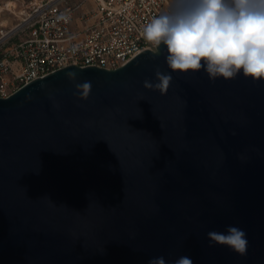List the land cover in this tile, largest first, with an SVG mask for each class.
<instances>
[{"label":"water","instance_id":"water-1","mask_svg":"<svg viewBox=\"0 0 264 264\" xmlns=\"http://www.w3.org/2000/svg\"><path fill=\"white\" fill-rule=\"evenodd\" d=\"M166 56L72 63L0 96V264H264V79ZM157 69L167 91L143 86ZM229 225L246 255L209 246Z\"/></svg>","mask_w":264,"mask_h":264},{"label":"built area","instance_id":"built-area-1","mask_svg":"<svg viewBox=\"0 0 264 264\" xmlns=\"http://www.w3.org/2000/svg\"><path fill=\"white\" fill-rule=\"evenodd\" d=\"M170 0H27L0 24V96L74 63L114 68L152 44L143 28Z\"/></svg>","mask_w":264,"mask_h":264},{"label":"clouds","instance_id":"clouds-1","mask_svg":"<svg viewBox=\"0 0 264 264\" xmlns=\"http://www.w3.org/2000/svg\"><path fill=\"white\" fill-rule=\"evenodd\" d=\"M142 37L157 49L166 47V63L176 71H198L202 67L209 77L232 79L241 73L264 79V0H170L169 10L153 18L142 31ZM70 80L77 73H66ZM157 83L144 81V87L167 91L171 75L155 72ZM87 98L91 81L76 85ZM209 246L227 245L240 254L247 253V233L229 225L226 232H207ZM148 264H166L164 257L150 259ZM174 264H193L182 256Z\"/></svg>","mask_w":264,"mask_h":264},{"label":"rangeland","instance_id":"rangeland-1","mask_svg":"<svg viewBox=\"0 0 264 264\" xmlns=\"http://www.w3.org/2000/svg\"><path fill=\"white\" fill-rule=\"evenodd\" d=\"M27 0H0V24L15 22L19 10L24 8Z\"/></svg>","mask_w":264,"mask_h":264}]
</instances>
